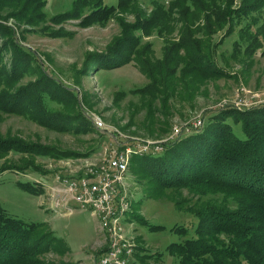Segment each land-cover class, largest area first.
I'll return each mask as SVG.
<instances>
[{"label":"rangeland","instance_id":"374dc122","mask_svg":"<svg viewBox=\"0 0 264 264\" xmlns=\"http://www.w3.org/2000/svg\"><path fill=\"white\" fill-rule=\"evenodd\" d=\"M80 1L0 0V61L6 70L11 64L16 68L3 91L13 92L48 76L46 83L58 87L51 108L68 127L51 128L50 120L48 127L27 115L0 110V139L34 145L37 152L53 149L46 154L10 151L0 156V206L12 218L42 225L37 232L46 237L43 247L47 252L39 257L42 264H97L107 247L90 212L75 205L72 211L60 213L50 209L47 186L53 178L99 165L105 149L116 142L169 143L177 138H172L175 129L188 137L202 131L218 112L251 111L264 104V39L255 45L254 62L240 65L232 56L236 43L243 48L249 44L240 39L247 20L235 24L231 33L213 37L217 63L225 77L207 82L189 101L171 99L167 109L156 106L154 116L148 118L136 93L149 81L138 64L128 58L122 63L99 58L112 53L122 39H139V44L151 47L149 57L160 60L163 38L156 30L143 34L133 28L138 18H148L153 2L167 7L172 0H136V10H118L119 0H96L100 6L94 14L90 8L76 6ZM113 7L115 11L108 13ZM256 8L251 15L257 24L250 29L251 35L264 23V3ZM198 119L202 125L195 129ZM96 121L103 124L102 129ZM231 124L236 136L243 138L241 124ZM149 181L144 172L131 166L124 192L130 209L124 217V235L133 245L128 264H180L169 246L195 236L197 219L192 209L205 197L199 199L185 190L181 198L180 193L156 195ZM149 226L162 229L151 231Z\"/></svg>","mask_w":264,"mask_h":264},{"label":"trees","instance_id":"16d2710c","mask_svg":"<svg viewBox=\"0 0 264 264\" xmlns=\"http://www.w3.org/2000/svg\"><path fill=\"white\" fill-rule=\"evenodd\" d=\"M259 2L264 0H241L239 5L236 0H172L165 7L155 1L148 18H138L133 30L143 34L156 30L164 40L162 58L151 59V47L142 46L139 39H122L112 53L99 60L122 63L128 58L138 64L149 82L136 95L150 118L156 106L167 109L171 99L189 101L207 82L225 77L217 63L213 37L224 31L231 33L235 24L248 20L247 28L240 29V39L249 44L243 48L236 43L232 56L240 65L255 61V45L259 38L264 39V23L253 35L250 33L257 24L251 14L257 11ZM77 5L90 8L91 14L100 6L96 0H82ZM125 8L136 10V0H119L117 9ZM115 9H108V13ZM16 49L20 51L17 46ZM8 69L0 61V110L27 115L48 127L50 120L51 128H68L60 121L59 112L51 108L58 87L46 83L48 76L13 92L3 91L7 79L16 72L13 64ZM231 121L241 124L243 138L236 136ZM36 149L12 138L0 139V156L10 151L53 153L49 148H40L39 152ZM133 165L149 177L156 195L180 193L181 198L185 190L206 199L192 209L197 219L195 236L169 246L180 264H264V104L251 111L218 112L202 131L164 143L161 152L134 156L129 169ZM41 226L12 218L0 206V264H42L39 257L47 251L43 247L46 237L37 235ZM160 229L149 226L151 231Z\"/></svg>","mask_w":264,"mask_h":264},{"label":"built area","instance_id":"2783aa9c","mask_svg":"<svg viewBox=\"0 0 264 264\" xmlns=\"http://www.w3.org/2000/svg\"><path fill=\"white\" fill-rule=\"evenodd\" d=\"M96 121L102 129L103 124ZM202 125L200 119L193 125ZM179 134L175 129L172 138ZM162 143L139 142L115 143L105 149L99 165H90L84 171H71L64 176H56L49 185L48 201L50 209L56 213L72 211V205L79 210L90 212L96 219L98 234L107 247L97 264H128L133 245L124 235L127 225L125 214L130 210L125 200L129 179L130 160L151 152H161Z\"/></svg>","mask_w":264,"mask_h":264},{"label":"water","instance_id":"95a60500","mask_svg":"<svg viewBox=\"0 0 264 264\" xmlns=\"http://www.w3.org/2000/svg\"><path fill=\"white\" fill-rule=\"evenodd\" d=\"M179 135H181V134H178L177 137H178ZM163 144H164V143H162L161 146H163Z\"/></svg>","mask_w":264,"mask_h":264}]
</instances>
